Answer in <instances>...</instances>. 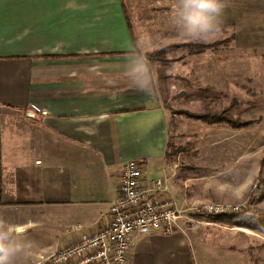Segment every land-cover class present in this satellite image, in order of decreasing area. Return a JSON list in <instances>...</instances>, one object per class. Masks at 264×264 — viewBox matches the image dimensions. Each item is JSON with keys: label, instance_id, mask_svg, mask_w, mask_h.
I'll return each mask as SVG.
<instances>
[{"label": "crops", "instance_id": "0c3cea01", "mask_svg": "<svg viewBox=\"0 0 264 264\" xmlns=\"http://www.w3.org/2000/svg\"><path fill=\"white\" fill-rule=\"evenodd\" d=\"M262 13L250 11V34ZM132 49L121 0H0V217L26 226L17 264L102 229L129 160L166 178L179 206L203 203L167 166L166 110L130 81ZM206 220L187 236H139L128 264H244L234 242L257 234Z\"/></svg>", "mask_w": 264, "mask_h": 264}, {"label": "rangeland", "instance_id": "374dc122", "mask_svg": "<svg viewBox=\"0 0 264 264\" xmlns=\"http://www.w3.org/2000/svg\"><path fill=\"white\" fill-rule=\"evenodd\" d=\"M121 2L132 54L151 47L146 54L154 91L168 119L166 163L177 185L186 183L187 194L203 203L245 206L226 223L205 219L256 233L251 243L234 242V251L241 252L244 264H264V50L236 49L238 43H264V23L256 25L255 35L249 33L255 25L249 13L264 9V3L227 0L219 34L192 41L175 26V0Z\"/></svg>", "mask_w": 264, "mask_h": 264}, {"label": "built area", "instance_id": "2783aa9c", "mask_svg": "<svg viewBox=\"0 0 264 264\" xmlns=\"http://www.w3.org/2000/svg\"><path fill=\"white\" fill-rule=\"evenodd\" d=\"M246 209L213 202L179 206L166 178L147 179L142 166L129 160L121 167L107 224L30 264H128L134 241L141 235L187 236L206 217L233 216Z\"/></svg>", "mask_w": 264, "mask_h": 264}, {"label": "clouds", "instance_id": "9594fccd", "mask_svg": "<svg viewBox=\"0 0 264 264\" xmlns=\"http://www.w3.org/2000/svg\"><path fill=\"white\" fill-rule=\"evenodd\" d=\"M226 7L227 0H175L171 15L181 37L203 41L219 34ZM150 50L151 47L147 51ZM147 51L139 53L129 62L126 73L139 91L152 95L154 74ZM25 231L26 226L0 217V264H17L29 247Z\"/></svg>", "mask_w": 264, "mask_h": 264}, {"label": "trees", "instance_id": "16d2710c", "mask_svg": "<svg viewBox=\"0 0 264 264\" xmlns=\"http://www.w3.org/2000/svg\"><path fill=\"white\" fill-rule=\"evenodd\" d=\"M133 52V51H132ZM136 53V52H135ZM240 214V213H239ZM236 217H239L238 215H233V216H222V217H215L218 221H221V222H224V223H226V222H229V221H232V220H234ZM214 218V219H215ZM223 220H225V221H223ZM260 227V226H259ZM261 228V231H263L264 232V227H260ZM259 228V229H260Z\"/></svg>", "mask_w": 264, "mask_h": 264}]
</instances>
